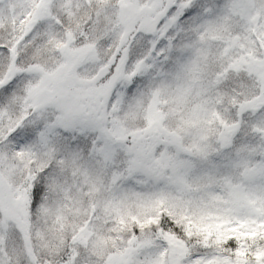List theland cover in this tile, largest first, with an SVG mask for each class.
I'll use <instances>...</instances> for the list:
<instances>
[{"label": "snow or ice", "instance_id": "obj_1", "mask_svg": "<svg viewBox=\"0 0 264 264\" xmlns=\"http://www.w3.org/2000/svg\"><path fill=\"white\" fill-rule=\"evenodd\" d=\"M0 264H264V0H0Z\"/></svg>", "mask_w": 264, "mask_h": 264}]
</instances>
